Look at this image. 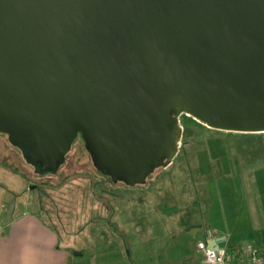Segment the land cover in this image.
I'll return each instance as SVG.
<instances>
[{"label":"water","instance_id":"1","mask_svg":"<svg viewBox=\"0 0 264 264\" xmlns=\"http://www.w3.org/2000/svg\"><path fill=\"white\" fill-rule=\"evenodd\" d=\"M183 115L264 134V0H0V133L35 176L61 180L82 136L88 164L145 186Z\"/></svg>","mask_w":264,"mask_h":264},{"label":"rangeland","instance_id":"2","mask_svg":"<svg viewBox=\"0 0 264 264\" xmlns=\"http://www.w3.org/2000/svg\"><path fill=\"white\" fill-rule=\"evenodd\" d=\"M181 123L179 154L145 186L116 184L88 164L82 137L61 180L35 176L0 133V228L29 212L56 227L65 246L86 260L199 264L197 244L207 228L235 231L253 210L252 184L264 182V134L213 130L186 115Z\"/></svg>","mask_w":264,"mask_h":264},{"label":"crops","instance_id":"3","mask_svg":"<svg viewBox=\"0 0 264 264\" xmlns=\"http://www.w3.org/2000/svg\"><path fill=\"white\" fill-rule=\"evenodd\" d=\"M252 185L253 210L248 213L249 217L248 214L242 215L236 230L228 233L209 227L205 237H200L199 241L221 239L225 240L221 246L228 248L252 245L257 256L264 260V182L254 181ZM249 189L252 191V188ZM65 243L56 227L34 214L24 213L12 219L5 228H0V264H119L117 258L105 260L98 256L86 260L83 258L84 252H81V256H75ZM197 256L199 264H205L202 254L197 252ZM230 264L250 262L245 256Z\"/></svg>","mask_w":264,"mask_h":264},{"label":"built area","instance_id":"4","mask_svg":"<svg viewBox=\"0 0 264 264\" xmlns=\"http://www.w3.org/2000/svg\"><path fill=\"white\" fill-rule=\"evenodd\" d=\"M209 241H199L197 252L202 254L205 264H230L233 260L248 257L250 264H263L264 260L257 256L252 245H242L233 248L218 246L213 249L209 247Z\"/></svg>","mask_w":264,"mask_h":264},{"label":"trees","instance_id":"5","mask_svg":"<svg viewBox=\"0 0 264 264\" xmlns=\"http://www.w3.org/2000/svg\"><path fill=\"white\" fill-rule=\"evenodd\" d=\"M192 119H193V118H192ZM80 137H82V136H80ZM83 140H84V139H83ZM74 144H75V143H74ZM85 144H86V142H85ZM73 146H74V145H73ZM86 146H87V148H88V145H87V144H86ZM72 148H73V147H72ZM89 152H90V151H89ZM90 153H91V152H90ZM69 154H70V153H69ZM69 154H68V156H69ZM68 156H67V158H66V162H67ZM92 159H93V158H92ZM93 160H94V159H93ZM66 162H65L63 165L60 166L59 170H60V169L66 164ZM94 165H95V167L97 168L95 162H94ZM97 169H98V168H97ZM59 170H58L56 173H58ZM98 170H99V169H98ZM157 171H158V170H157ZM157 171H156V172H157ZM100 172H101V171H100ZM156 172H155V173H156ZM47 174H50V173H47ZM52 174H55V173H52ZM151 176H152V175H151ZM151 176H150V177H151ZM107 177L110 178V176H107ZM150 177H149V178H150ZM149 178H148V179H149ZM121 183H124L125 185H127L125 182H121Z\"/></svg>","mask_w":264,"mask_h":264},{"label":"flooded vegetation","instance_id":"6","mask_svg":"<svg viewBox=\"0 0 264 264\" xmlns=\"http://www.w3.org/2000/svg\"><path fill=\"white\" fill-rule=\"evenodd\" d=\"M111 178V177H110Z\"/></svg>","mask_w":264,"mask_h":264}]
</instances>
